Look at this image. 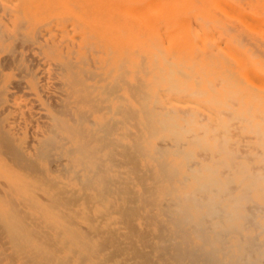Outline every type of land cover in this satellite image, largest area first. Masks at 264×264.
<instances>
[{
	"label": "rangeland",
	"instance_id": "374dc122",
	"mask_svg": "<svg viewBox=\"0 0 264 264\" xmlns=\"http://www.w3.org/2000/svg\"><path fill=\"white\" fill-rule=\"evenodd\" d=\"M80 1L82 3L85 2L87 6L93 3L95 6L93 4V8L87 7ZM113 1L115 2L116 0H96V2L93 0H0V264H225L226 262L229 264H233V262L234 264H243L245 260L248 262L245 264H249L250 262V264H259L257 263L259 261L261 264H264V232L261 231V226L264 223V198L258 196V193H264V188L262 189L263 191L261 188L258 190L257 187L255 190L254 186L234 182V185L231 183L232 185L226 187L227 191H218L222 194L226 192L225 195H221L222 197L219 196L220 199L226 200V203L232 201V196L234 198V195L235 197H237V194L240 195L238 197L245 195L243 196L245 200L241 199L243 210L239 209V212L246 216V218L244 217V221L242 220L241 226L235 227V229L231 227V229L229 222L226 220V228H229L227 229L231 231V234H229L230 232H224L225 230H222L223 226L218 227L212 224L210 226L209 223H213L216 219L207 218L205 210H202L201 218L205 215L202 218L203 222L197 226L198 224L194 220L188 219L190 216H187L188 214L185 212L183 208L185 205L183 206V204H191V200H194V198L202 201L206 197V193L201 191L192 192L190 184L182 178L184 175L178 170L179 167L176 165L178 163L175 160L179 155L189 151H191V158L186 160L187 165L191 163L195 165L196 161L208 160V152L205 150L200 152L199 150L201 149L192 148L190 146V139L194 138L196 134L202 136L203 132L202 134L199 133L203 131V128L200 127L202 124L206 125L211 122L212 127L216 128L215 133L220 135V138L223 136V138L228 139V147L232 146V149L236 148V151L235 149L233 150L236 154L238 150L239 154H237L236 161L245 162L250 166L252 164L251 167L254 165L262 166L260 158L264 156V135L263 139H260L261 145L260 141L257 142L259 145L254 144V142L256 143L259 140V137L251 130V127L258 126L264 132V115H262L264 114V69H261L264 67V43L262 44L263 41H261V39L264 40V34L260 36L256 32L252 33V31L245 29L242 32L241 27L238 28V25L230 23L231 26L235 25L240 32H234L235 30L230 33L227 32V34L229 33L227 39L229 36L233 38V35L236 33L237 35L235 34L236 37L234 39L239 41L240 39L237 38L239 37L242 41L240 40L241 43L239 45L233 44V47L229 46V53L226 54V57L223 56L222 58V55L218 57L215 55L216 52L221 51L220 48L222 46L218 48L217 43H208L209 40L206 41V39L201 42V33L193 24V30H196L194 33L197 32L198 37H201L200 40L194 33L196 42L194 41V36L188 38L189 40L187 38H180L178 41L173 40L172 43L168 41L169 44L165 39H156L158 41L154 40L156 41L154 43L156 45L153 48L151 46L153 44L152 41L149 42L150 44L145 43V41L142 42L143 39L146 42L148 41L147 31L137 28L138 31L135 30L137 34L135 35V32H133L131 35L132 29L130 27L132 21L130 18L122 19L123 16L119 14L114 16L115 12L113 9L105 12L107 14L110 13L108 14L110 17L106 14L99 15L96 12L99 3L102 2V4L106 3L108 5ZM235 1L241 5L249 3L248 0ZM75 2L77 4V6L75 5L76 7L74 6ZM111 5L108 6L111 7ZM77 8H80V11ZM86 10L89 11V14H87L88 12L85 13ZM92 10L95 12L92 13ZM100 16H108L109 19L107 18L98 22ZM112 17L116 18L115 20L122 19L123 23L120 21H117V23L112 22ZM60 18L61 20H59ZM127 21H129L128 24L126 23ZM97 23H99V26H97ZM113 23L117 27L121 25L122 28L119 27L121 29L124 28L123 30L119 29V31H124L123 33L126 35V38L123 35L124 40L117 39L123 33H120L116 26H114V29ZM55 25L56 30L59 29L60 31L54 30ZM92 25L95 27L92 28ZM62 28L63 30H61ZM49 29L51 33L48 32L50 31ZM228 29L230 31V29L234 28ZM63 33L65 36L62 37ZM71 33L74 35L72 36ZM240 33L247 37H244L245 39L243 40V35ZM254 34L257 37L254 36V38L252 36ZM134 35L137 37L136 42L140 41L142 44L129 47V49L124 44V41L129 42L130 36ZM2 36L6 37V39ZM41 37L43 39H40ZM80 37L81 40H79ZM249 37H252L255 41L260 40L261 44L259 41H250L251 38ZM163 40H165L164 43L166 44L163 43ZM69 41L72 42H70L71 46H69ZM84 41L85 43H83ZM213 41L216 40L213 39ZM174 44L177 47L176 45L174 47ZM242 45L245 46L242 47ZM75 48L76 51H72ZM150 48L159 54L157 58L151 59L149 57ZM94 49L99 53L94 51ZM158 49L160 50L157 51ZM172 49H175L176 54L175 52L171 54L173 53ZM136 52L137 54H135ZM71 53L74 56L76 53V56L74 57ZM141 55H144V59H140ZM254 55H257V57ZM240 56H243V59L246 56L245 59L247 60L244 59L243 61ZM155 60H157V63H155ZM81 61H84V63ZM163 61L168 63L165 64ZM179 61H181V64ZM138 62L141 64H138ZM176 63H178L177 66ZM154 64L156 67H154ZM137 66H141L139 68L140 71L136 68ZM178 66L183 69H178ZM161 68L163 69L160 73ZM116 70H119L118 72L121 73H117ZM125 70L127 71L125 72ZM144 70L147 73L143 72ZM231 70L233 72L235 70V72L233 73ZM193 71L194 74L192 73ZM254 72L256 75L253 74ZM182 73L189 74L190 78L184 74L182 75ZM226 78L227 82H225ZM185 79L188 81H185ZM168 80L178 81L179 86L178 82L171 81L177 85L175 87ZM198 81L199 83H197ZM170 86H174L175 88L172 87L170 89ZM176 88L180 90H176ZM183 88H185V91L182 92ZM133 90L136 91L135 94H132L134 93ZM198 90L203 92V95ZM232 91L234 93H231ZM196 93V96L192 95ZM237 93L238 96H236ZM137 94H139L138 96L141 99L137 97ZM190 95L193 97H190ZM253 96H256L255 99ZM116 98H118L119 102ZM125 98L127 100H124ZM231 98L233 100L236 98L238 102L236 99L233 102ZM206 100L211 104H205ZM190 101H193V103ZM199 101L201 102L199 103ZM217 101L218 103H216ZM236 104L237 106H235ZM228 105L231 108H227ZM117 106L118 108H116ZM199 106L201 109L198 108ZM149 108L152 109L150 110ZM170 109L171 112L174 110V114L169 113ZM147 110L151 112H147ZM242 111L243 115L241 116ZM190 112H192L194 118ZM213 112H216V114ZM197 113L201 116L204 115L203 117H206L205 120ZM224 114L225 116H223ZM232 114L233 116L237 114V119L235 117L232 118ZM168 118L171 121H167ZM179 118L184 119L186 124L187 122L188 124L191 123V125H186L184 120ZM132 119L134 120L132 121ZM206 119L210 122L208 120L206 122ZM233 119L236 121H233ZM243 121H248L249 123ZM168 122L176 124L178 131L182 129L184 131V128L186 131L189 128H193V130L189 129L188 133L184 131L186 135L181 131L182 137L177 142L175 139L171 140L175 134L174 136H172L173 134L168 135L170 134L168 132L170 130L167 125ZM220 122H225L228 125L226 130L231 129L229 134L219 125L221 124ZM241 122L243 123L241 124ZM150 123L155 128H158L154 131L155 128L151 127ZM162 123H165L166 126ZM236 123L238 127H236ZM160 124L163 126L161 125L160 127ZM240 125L243 127L241 128ZM164 126L167 127V130L163 129L165 128ZM136 128L139 129L136 130ZM150 129L151 131H149ZM70 132L71 134H69ZM189 134L193 136H189ZM218 135L215 134L217 138H219ZM149 136L150 138H148ZM162 136L166 137L162 138ZM248 136L252 137L248 138ZM152 137L154 138L152 139ZM165 140L168 141L165 142ZM184 142L186 145H183L185 144ZM158 143L161 147H159ZM231 143L234 144L232 145ZM176 144L177 146H181L182 153L179 150L180 148H176ZM139 145L143 148L140 149ZM135 146L138 147V150ZM257 146L258 148H256ZM162 148L165 150L164 158H168L167 162L171 165L170 168H167L170 165L165 167L168 172L167 176H165L164 170L159 168V159L161 157L163 159L162 154H164V150H161ZM176 149L177 152H175ZM240 150L244 153L242 152L241 154ZM258 150L259 153L257 152ZM160 155L161 157L159 158ZM247 156L249 158L251 156V159ZM253 156L255 157L253 158ZM151 157L157 158L154 160ZM209 157L211 156L209 155ZM130 158L132 159L130 160ZM190 160H194L195 162ZM131 166L135 169H132ZM173 169L178 171V173ZM227 169L229 171H225L229 173H225L223 169L221 171L224 174L220 171V174L223 175H219L221 178L231 175L232 169ZM170 174H172L171 177H174L172 178L174 181L170 179ZM181 182L185 185L181 184ZM231 187H235L234 192ZM241 188H244L245 192ZM246 191H248L247 195ZM191 192L196 195L192 196L193 199ZM184 194L189 196L186 197ZM184 197H186L187 201ZM183 200H185L184 203ZM246 200L249 202H246ZM179 201L182 203L180 202V204ZM260 205L263 207H260ZM168 207L172 211L168 210ZM175 208H178V211ZM179 209H184L187 215H184L183 211L181 212ZM230 210L232 211L231 208ZM249 211H253L258 217ZM180 214L183 216L182 218ZM255 217H257L256 222H254ZM179 218L180 220L185 219L186 223H184V220H181L183 222L181 223ZM11 220H14V222ZM19 221L25 222V227L29 228V232L25 230L24 224H22L24 229L20 226ZM10 222H13V226L16 224L15 229L14 227L12 229L17 232L16 235H14L16 232L12 233V224ZM192 223L194 224L193 226L191 225ZM259 223L261 225L258 226ZM17 226L25 233L27 231L28 234H31L29 236L27 233L26 236L23 235L22 238L25 236L26 238L24 239L27 241L22 238L20 239L22 235L18 234L20 230ZM248 226H250V229ZM210 227L214 228L215 231L210 229ZM220 228H222L221 230L224 233L220 231ZM245 228L247 231L244 230ZM186 229L187 231H185ZM23 231L19 233L22 234ZM188 232L191 239H188ZM226 233L229 234L226 236L228 243L224 237ZM197 234L199 238L194 236ZM32 235L33 237H31ZM217 235L220 237V240L217 238ZM241 236L243 239H241ZM15 237L18 239H15ZM184 237L185 239L187 238L188 242L184 240ZM203 237L209 238L208 241L210 243L215 241L211 243H215V245L204 241L207 244L204 246L205 243L202 241L204 239L207 240V238L201 240ZM212 237L216 238L217 241L216 239H212ZM221 237L227 244H221L223 241H221ZM249 238L256 239H251L252 243L254 241L255 243L258 241L261 243L250 245V240H247ZM16 240H19V244ZM242 240H246V242H242ZM20 241L26 242L27 246L30 247V251L28 250L29 248H26V251L23 250L26 243L24 245L23 242L24 246H22V244L20 245ZM14 242L20 247L18 248ZM44 244L49 249L45 248ZM220 244L223 245L222 250ZM224 245L225 247L229 245L230 248H224ZM210 246H215L216 250H220H218L219 253L217 254L218 251L214 248L218 259L216 257L214 259L211 256L213 254L210 252L212 250ZM226 251H229V254H225ZM251 251L255 254H251L252 259L249 257L250 253H252ZM247 253L249 254L246 255ZM257 253H259V256ZM237 257H244V261L242 258L238 260ZM253 257L257 258V262H255ZM221 258H226L223 260V262L225 261L224 263L221 261ZM248 258L249 261H247Z\"/></svg>",
	"mask_w": 264,
	"mask_h": 264
},
{
	"label": "bare ground",
	"instance_id": "6f19581e",
	"mask_svg": "<svg viewBox=\"0 0 264 264\" xmlns=\"http://www.w3.org/2000/svg\"><path fill=\"white\" fill-rule=\"evenodd\" d=\"M39 1V0H38ZM84 1V0H83ZM94 2H96V0H93ZM249 1V3L248 4H244V5H241V4H238L235 0H116L115 2L113 1L111 4H113V5H111V4H108V5H111V7L110 6H108L106 3H104V4H102V2L101 3H99V5H98V10H96V12H98L99 13V15H104V14H106V15H108V14H110V13H105L106 11L108 12L109 10H114V16H116V14H119V15H121V16H123V18L122 19H127V18H130V20L132 21L131 23H132V25H131V29H132V32H131V35H132V33L133 32H135L134 34L136 35L137 33H136V31H138L137 30V28L138 29H140V30H142V31H147V38H148V41L146 42V40L145 39H143L142 40V42H144L145 41V43H148V44H150L149 42L150 41H152V45L151 46H153V48H154V46L156 45V44H154L156 41H158L159 39H165L166 40V42L168 43V41H170L171 43H172V41L173 40H179L180 38H191L192 36H194V35H196V37L197 38H199L198 37V34H196V33H194V31H196V30H193L194 28H193V24H194V26H196V29L201 33V36H202V39H201V37L199 38V40L201 39V42H202V40L204 41L205 39H206V41L207 40H209V42L208 43H210L211 42V44H212V42H214V43H217V45H218V48H219V46L221 47L220 48V52H216L215 53V55H216V57H218V56H221L222 58H223V56L224 57H226V54H228L229 52H228V47L229 46H232L233 44H238L239 45V43H241V38H239V37H237L238 39H240L239 41L238 40H236V39H234V37H236L235 36V34L233 35V38L232 37H228V39H227V36L229 35V33L230 32H233V30H235L234 32H237V33H239L240 31H238V28L239 27H241V29H242V32H243V29H245V30H250V31H252V33L253 32H256V33H258L260 36L262 35V34H264V0L263 1H261V0H248ZM41 2V1H40ZM79 2V1H78ZM81 2V1H80ZM92 2V1H91ZM82 3V2H81ZM84 3V6H87V4H85V2H83ZM82 3V4H83ZM93 3V2H92ZM91 3V4H92ZM109 3V2H108ZM9 4V3H8ZM94 4V3H93ZM92 4V5H93ZM106 4V5H105ZM77 6V4H76V2L74 3V6ZM92 5H88V6H90V7H92ZM75 6V7H76ZM87 6V7H88ZM93 6H95V4L93 5ZM79 7V6H78ZM86 8V7H85ZM93 8V7H92ZM97 8V7H96ZM73 9V8H72ZM78 9V8H77ZM87 10H89L88 8H86ZM91 9V8H90ZM75 10V9H74ZM79 11H80V8L78 9ZM86 10V12L85 13H87V14H89V11H87ZM18 11V10H17ZM23 11V10H22ZM95 11L94 10H92V13H94ZM112 12V11H111ZM7 13V12H6ZM84 13V12H83ZM84 13V14H85ZM20 15V14H19ZM92 15V14H91ZM109 16V15H108ZM108 16H100L99 17V19H98V22H101V20H105V19H109V17ZM113 16V17H114ZM111 18V20H112V22L114 21L115 23H117V21H120V22H122L123 23V20L121 21V20H115L116 18ZM24 18V17H23ZM97 19V18H96ZM55 20V19H54ZM59 20H61V18L59 19ZM26 21V20H25ZM66 21V20H65ZM194 21V23H192ZM19 22V21H18ZM24 22V21H23ZM120 22H118L119 24H120ZM61 23V22H60ZM63 23V22H62ZM75 23V22H74ZM110 23V22H109ZM108 23V24H109ZM115 23H113V28H114V26H116V24ZM121 23V24H122ZM127 24L129 23V21H127L126 22ZM231 23V24H235V25H238V28L236 27V29H235V27L234 26H231V24L229 25V24ZM67 24V23H66ZM98 25L97 26H99V23H97ZM227 24H228V28H234V29H230V31H228L229 29L227 28ZM68 25V24H67ZM72 25V24H71ZM106 25V24H105ZM118 25V24H117ZM125 25V24H124ZM60 26V25H59ZM69 26V25H68ZM83 26V25H82ZM110 26H112V25H110ZM110 26H108V27H110ZM231 26V27H230ZM53 27V26H52ZM62 27H64V26H62ZM95 26H93L92 25V28H94ZM105 27V26H104ZM117 27V26H116ZM119 27H121V25H119ZM119 27H117L118 29V31H119V29H121V28H119ZM124 27V26H123ZM68 28V27H67ZM112 28V29H113ZM65 29H66V27H65ZM97 29V28H96ZM107 29V28H106ZM115 29V28H114ZM124 29V28H123ZM123 29H121V30H123ZM50 30V29H49ZM55 31H60L59 29H57L56 30V25H55V29H54ZM61 30H63V28L61 29ZM83 30V29H82ZM109 30H110V28H109ZM108 30V31H109ZM136 30V31H135ZM38 31V30H37ZM54 31V32H55ZM45 32V31H44ZM48 32H50L51 33V30L50 31H48ZM89 32V31H88ZM106 32V31H105ZM120 33L122 32V31H119ZM124 32V31H123ZM122 32V33H123ZM227 32H229L228 34H227ZM37 33V32H36ZM52 33H53V31H52ZM65 33V32H64ZM64 33L61 35L62 37L63 36H65L64 35ZM82 33V32H81ZM101 33H102V31H101ZM146 33V32H145ZM193 33H194V35H193ZM97 34V33H96ZM141 34V33H140ZM241 35H243V40L247 37H245L244 36V34H245V32H244V34H242V33H240ZM248 34H250V33H248ZM248 34H246V35H248ZM71 35H72V33H71ZM74 35V34H73ZM72 35V36H73ZM114 35H115V33H114ZM122 36H119L117 39H123V35H124V37L126 36L124 33L123 34H121ZM135 35L134 36H130L131 38H130V41L129 42H127V41H124V44L129 48V47H132V46H139L140 44H142V42H140V41H138V42H136V38L137 37H135ZM237 35V34H236ZM239 35V34H238ZM18 36V35H17ZM35 36V35H34ZM67 36H69V35H67ZM88 36H90V35H88ZM146 36V35H145ZM200 36V35H199ZM231 36H232V34H231ZM253 37L255 36V34L254 35H252ZM2 37H4V36H2ZM9 37H11V36H9ZM37 37V36H36ZM60 37V36H59ZM59 37H57V38H59ZM82 37V36H81ZM81 37H80V39L79 40H81ZM128 37V36H127ZM245 37V38H244ZM255 37H257V35L255 36ZM254 37V38H255ZM1 38V37H0ZM5 39H6V37H4ZM14 38V37H13ZM18 38V37H17ZM16 38V39H17ZM71 38V37H70ZM86 38V37H85ZM126 38V37H125ZM124 38V39H125ZM249 38H251V40L250 41H255L254 39H252V37H249ZM10 39V38H9ZM37 39H38V37H37ZM40 39H43L42 37L40 38ZM65 39H66V37H65ZM74 39V38H73ZM123 39V40H124ZM128 39V38H127ZM156 39H158V40H156ZM194 39H195V36H194ZM211 39V40H210ZM213 39L214 40H216V41H213ZM260 39H261V37H260ZM75 40V39H74ZM91 40V39H90ZM154 40H156V41H154ZM165 40H163V43L165 42ZM182 40V39H181ZM181 40H180V43H181ZM189 40V39H188ZM198 40V39H197ZM247 40V39H246ZM258 40V39H257ZM14 41V40H13ZM44 41V40H43ZM76 41V40H75ZM89 41V40H88ZM93 41V40H92ZM191 41V40H190ZM195 42H196V39L194 40ZM259 41V43L261 42V41H263L262 42V44L264 43V40H262L261 39V41L260 40H258ZM258 41H255V42H258ZM30 42V41H29ZM62 42V41H61ZM70 42L71 41H69V46H71V44H70ZM82 42V41H81ZM112 42H114V41H112ZM130 42H131V44H130ZM195 42H193V43H195ZM35 43V42H34ZM38 43V42H37ZM50 43V42H49ZM72 43V42H71ZM74 43H76V42H74ZM80 43V42H79ZM83 43H85V41L83 42ZM120 43V42H119ZM32 44V43H31ZM86 44H88L87 42H86ZM90 44H91V42H90ZM101 44V43H100ZM128 44V45H127ZM164 44H166V43H164ZM169 44V43H168ZM200 45H201V43H199ZM203 44V43H202ZM207 44V43H206ZM251 44V43H250ZM256 44V43H255ZM255 44H254V46H255ZM261 44V43H260ZM40 45V44H39ZM52 45V44H51ZM77 45V44H76ZM93 45H95V44H93ZM175 45L176 44H174V47H175ZM245 45H246V43H245ZM245 45H242V47L243 46H245ZM100 46V45H99ZM170 46V45H169ZM168 46V47H169ZM173 46V45H172ZM207 46V45H206ZM208 46H212V45H208ZM257 46V45H256ZM75 47V46H74ZM82 47V46H81ZM84 47V46H83ZM86 47V46H85ZM92 47H95V46H92ZM142 47V46H141ZM150 47V46H149ZM167 47V48H168ZM173 47V48H174ZM176 47H177V45H176ZM233 47V46H232ZM239 47V46H238ZM241 47V46H240ZM264 47V46H263ZM89 48V47H88ZM104 48V47H103ZM111 48V47H110ZM140 48V47H139ZM166 48V49H167ZM203 48H204V45H203ZM202 48V49H203ZM235 48V47H234ZM258 48V47H257ZM85 49V48H84ZM96 49V48H95ZM94 49V51H97V50H95ZM130 49V48H129ZM132 49V48H131ZM171 49V48H170ZM190 49V48H189ZM210 49V48H209ZM259 49V48H258ZM76 51V48L75 49H72V51ZM93 50V49H92ZM91 50V51H92ZM136 50V49H135ZM134 50V51H135ZM145 50V49H144ZM160 49H158L157 51H159ZM173 50V49H172ZM175 50V49H174ZM173 50V53H171V54H174V52H175V54H176V51H174ZM230 50V49H229ZM252 50V49H251ZM93 51V52H94ZM109 51V50H108ZM126 51V50H125ZM137 51V50H136ZM162 51V50H161ZM238 51V50H237ZM53 52V51H52ZM88 52V51H87ZM92 52V53H93ZM98 52V51H97ZM105 52V51H104ZM127 52V51H126ZM204 52V51H203ZM246 52H249V51H246ZM260 52V51H259ZM48 53V52H47ZM86 53V52H85ZM90 53V52H89ZM94 53H96V52H94ZM99 53V52H98ZM146 53V52H145ZM163 53H164V51H163ZM240 53V52H239ZM257 53V52H256ZM72 54V53H71ZM104 54V53H103ZM102 54V55H103ZM112 54V53H111ZM125 54V53H124ZM127 54V53H126ZM135 54H137V52L135 53ZM165 54H167V53H165ZM213 54V53H212ZM211 54V55H212ZM251 54V53H250ZM252 54H253V52H252ZM51 55V54H50ZM73 55V54H72ZM96 55V54H95ZM147 55V54H146ZM158 53L154 50V49H151L150 48V50H149V57L151 58V59H154V58H157L158 57ZM235 55V54H234ZM74 56V55H73ZM73 56H71V57H73ZM75 56H76V53H75ZM74 56V57H75ZM85 56V55H84ZM87 56V55H86ZM99 56V55H98ZM122 56H124V55H122ZM142 56V57H141ZM140 57V59H142L143 58V56L144 55H141ZM174 56V55H173ZM172 56V57H173ZM202 56V55H201ZM206 56H208V55H206ZM231 56V55H230ZM254 56H256L257 57V55H254ZM106 57V56H105ZM164 57H166V55H164ZM172 57H171V59H172ZM209 57H210V55H209ZM243 57V56H242ZM241 56H240V58L241 59H243ZM89 58V57H88ZM97 58V57H96ZM113 58V57H112ZM121 58H123V57H121ZM125 58V57H124ZM123 58V59H124ZM146 58V57H145ZM194 58V57H193ZM233 58V57H232ZM235 58V57H234ZM246 58V56H244V59ZM68 59H70V58H68ZM128 59V58H127ZM144 59V58H143ZM166 59V58H165ZM198 59H199V57H198ZM198 59H196V60H198ZM241 59H239V60H241ZM244 59H243V61H244ZM264 59V58H263ZM92 60V59H91ZM177 60V59H176ZM184 60V59H183ZM192 60V59H191ZM245 60H247V59H245ZM262 60V59H261ZM69 61V60H68ZM74 61V60H73ZM118 61V60H117ZM169 61V60H168ZM171 61V60H170ZM172 61H173V59H172ZM237 61V60H236ZM243 61H242V63H243ZM82 62V61H81ZM86 62V61H85ZM91 62V61H90ZM106 62H108V61H106ZM124 62V61H123ZM139 62H141V61H139ZM138 62V64H141V63H139ZM181 61H179V63H180ZM194 62V61H193ZM192 62V64H194L195 65V63H193ZM226 62V61H225ZM238 62V61H237ZM240 62V61H239ZM71 63H72V61H71ZM75 63V62H74ZM73 63V64H74ZM78 63V62H77ZM82 63H84V61L82 62ZM88 63V62H87ZM94 63V62H93ZM145 63H146V60H145ZM155 63H157V60H155ZM163 63H165V61H163ZM168 63V62H167ZM167 63H165V64H167ZM218 63V62H217ZM67 64V63H66ZM69 64V63H68ZM95 64H97L96 62H95ZM95 64H94V66H95ZM101 64H102V62H101ZM108 64V63H107ZM110 64V63H109ZM181 64V63H180ZM179 64V65H180ZM184 64V63H183ZM199 64V63H198ZM213 64V63H212ZM228 64V63H227ZM244 64V63H243ZM75 65V64H74ZM83 65V64H82ZM155 65V64H154ZM175 65V64H174ZM173 65V66H174ZM178 65V63H176V66ZM185 65V64H184ZM207 65V64H206ZM232 65V64H231ZM63 66V65H62ZM99 66H100V64H99ZM118 66V65H117ZM142 66V65H141ZM141 66L140 67H136L139 71H140V69L139 68H141ZM145 66V65H144ZM143 66V67H144ZM175 66V67H176ZM216 66V65H215ZM64 67V66H63ZM105 67V66H104ZM142 67V68H143ZM147 67V66H146ZM154 67H156V65L154 66ZM180 66H178V69H183V68H179ZM194 67V66H193ZM206 67V66H205ZM204 67V68H205ZM80 68V67H79ZM102 68V67H101ZM119 68H120V66H119ZM119 68H117V69H119ZM127 68V67H126ZM125 68V69H126ZM145 68V67H144ZM143 68V69H144ZM159 68V67H158ZM210 68V67H209ZM66 69V68H65ZM162 69L163 68H161V70H160V73H161V71H162ZM188 69V68H187ZM242 69V68H241ZM261 69H264V67L263 68H261ZM93 70H95V69H93ZM190 70V69H189ZM193 70V69H192ZM251 70V69H250ZM98 71V70H97ZM117 71V70H116ZM119 71V70H118ZM117 71V73H121V72H118ZM127 70H125V72H126ZM141 71H142V69H141ZM230 71V70H229ZM228 71V72H229ZM232 71V70H231ZM81 72V71H80ZM124 72V73H125ZM128 72H129V70H128ZM138 72V71H137ZM143 72H146L147 73V71H143ZM181 72V71H180ZM204 72V71H203ZM233 72V71H232ZM234 72H235V70H234ZM233 72V73H234ZM238 72V71H237ZM249 72V71H248ZM253 72V71H252ZM91 73V72H90ZM111 73H112V71H111ZM150 73H151V71H150ZM164 73V72H163ZM177 73H178V71H177ZM193 74H194V71L192 72ZM191 73V74H192ZM205 73V72H204ZM215 73V72H214ZM230 73V72H229ZM81 74V73H80ZM83 74V73H82ZM165 74H166V72H165ZM179 74V73H178ZM177 74V75H178ZM184 73H182V75H183ZM253 74H255V72L253 73ZM123 75V74H122ZM175 75V74H174ZM185 76H188L187 74H184ZM222 75V74H221ZM256 75V74H255ZM125 76V75H124ZM127 76V75H126ZM128 76H129V74H128ZM137 76V75H136ZM163 76V75H162ZM167 76V75H166ZM169 76V75H168ZM190 76V75H189ZM188 76V77H189ZM198 76V75H197ZM214 76V75H213ZM246 76H247V72H246ZM138 77V76H137ZM171 77V76H170ZM175 77V76H174ZM182 77V76H181ZM188 77H187V79H188ZM193 77V76H192ZM242 77H243V75H242ZM252 77V76H251ZM262 77V76H261ZM264 77V76H263ZM139 78V77H138ZM155 78V77H154ZM185 78V77H184ZM190 78V77H189ZM199 78H201V77H199ZM198 78V79H199ZM221 78V77H220ZM246 78H248V77H246ZM119 79V78H118ZM165 79V78H164ZM170 79V78H169ZM173 79V78H172ZM175 79V78H174ZM187 79H185V81H188ZM197 79V78H196ZM216 79V78H215ZM214 79V80H215ZM250 79V78H249ZM252 79V78H251ZM175 80H177V79H175ZM201 80V79H200ZM227 80V78L225 79V82H227L226 81ZM129 81V80H128ZM136 81V80H135ZM164 81V80H163ZM172 81V80H171ZM170 80H168V82L169 83H171V84H173L175 87H177V85H175V83L176 82H178V81H172V82H175V83H172ZM196 81V80H195ZM220 81H221V79H220ZM231 81V80H230ZM253 81V80H252ZM167 82V83H168ZM214 82H218V81H214ZM224 82V81H223ZM262 82V81H261ZM264 82V81H263ZM129 83V82H128ZM168 83V84H169ZM197 83H199V81L197 82ZM196 83V84H197ZM210 83V82H209ZM215 83V84H216ZM221 83H222V81H221ZM250 83V82H249ZM131 84V83H130ZM140 84V83H139ZM167 84V85H168ZM170 84V85H171ZM178 84V86H179V82L177 83ZM211 84H213V83H211ZM210 84V85H211ZM235 84V83H234ZM251 84H253L252 82H251ZM263 84V83H262ZM118 85V84H117ZM184 85V84H183ZM210 85H209V87H210ZM231 85V84H230ZM257 85H258V83H257ZM256 85V86H257ZM132 86V85H131ZM142 86H143V84H142ZM174 86H170V89L172 88V87H174ZM198 86H199V84H198ZM208 86V85H207ZM214 86H216V85H214ZM227 86V85H226ZM117 87V86H116ZM138 87V86H137ZM174 87V88H175ZM197 87V86H196ZM213 87V86H212ZM220 87V86H219ZM218 87V88H219ZM234 87H235V85H234ZM262 87V86H261ZM131 88V87H130ZM139 88H140V86H139ZM146 88V87H145ZM198 88V87H197ZM196 88V89H197ZM233 88V87H232ZM143 90H144V88H142ZM180 90L179 88H176V90ZM184 89V90H183ZM182 89V92L183 91H185V88H183ZM210 89V88H209ZM221 89H223V88H221ZM131 90H132V88H131ZM140 90V89H139ZM165 90V89H164ZM176 90H174L175 92H176ZM212 90V89H211ZM214 90V89H213ZM130 91V90H129ZM129 91H128V93H129ZM134 91V90H133ZM138 91V90H137ZM195 91V90H194ZM193 91V92H194ZM200 93H201V95H203L202 93L203 92H201L200 90H198ZM198 91H196V92H198ZM135 92L136 91H134V93H132V94H135ZM142 92V91H141ZM181 92V91H180ZM198 92V93H199ZM206 92V91H205ZM230 92V91H229ZM162 93V92H161ZM231 93H234V91H232ZM239 93V92H238ZM238 93H237V95L236 96H238ZM242 94V93H241ZM90 95V94H89ZM131 95V94H130ZM129 95V96H130ZM139 94H137V97H139L138 96ZM141 95V94H140ZM162 95V94H161ZM192 95H197V93L196 94H192ZM192 95H190V97L192 96ZM231 95V94H230ZM254 95V94H253ZM189 96V95H188ZM198 96L199 97H201L199 94H198ZM197 96V97H198ZM136 97V98H137ZM143 97V96H142ZM157 97V96H156ZM163 97H164V95H163ZM193 97V96H192ZM231 97V96H230ZM243 97V96H242ZM256 97V96H255ZM255 97L253 96V98L255 99ZM127 98V97H126ZM124 99V100H127V99ZM140 98V97H139ZM166 98V97H165ZM171 98V97H170ZM252 98V99H253ZM117 100H118V98H116ZM138 99V98H137ZM141 99V98H140ZM140 99H138V100H140ZM143 99V98H142ZM155 99V98H154ZM158 99V98H157ZM156 99V100H157ZM163 99V98H162ZM167 99V98H166ZM173 99V98H172ZM224 99H225V97H224ZM236 99V98H235ZM234 99V100H235ZM258 99V98H257ZM257 99H256V101H257ZM144 100H145V98H144ZM146 100H147V98H146ZM231 100H233V98H231ZM234 100H233V102H234ZM237 100V99H236ZM258 100H260V99H258ZM113 101V100H112ZM149 101H151V100H149ZM167 101V100H166ZM183 101V100H182ZM181 101V102H182ZM195 101V100H194ZM205 101V100H204ZM215 101V100H214ZM254 101V100H253ZM117 102V101H116ZM118 102H119V100H118ZM155 102V101H154ZM176 102V101H175ZM190 102H192L193 103V101H190ZM201 101H199V103H200ZM209 101L208 100H206V102H205V104L207 103V104H211V103H208ZM232 102V103H233ZM237 102H238V100H237ZM125 103V102H124ZM126 103H127V101H126ZM179 103V102H178ZM177 103V104H178ZM216 103H218V101L216 102ZM220 103V102H219ZM227 103V102H226ZM259 103H260V101H259ZM121 104H123V103H121ZM128 104H130L131 105V103H129L128 102ZM154 104H156V103H154ZM231 104V103H230ZM225 105H227V104H225ZM224 105V107H226ZM232 105V104H231ZM233 105H234V103H233ZM233 105H232V107H233ZM127 106V105H126ZM132 106V105H131ZM148 106V105H147ZM166 106V105H165ZM185 106V105H184ZM216 106V105H215ZM219 106H220V104H219ZM235 106H237V104L235 105ZM258 106H260V105H258ZM130 107V106H129ZM140 107H142V106H140ZM228 107H230L231 108V106H227V108ZM116 108H118V106L116 107ZM162 108H163V106H162ZM198 108H200V106L198 107ZM206 108V107H205ZM229 108V109H230ZM237 108V107H236ZM242 108V107H241ZM143 109V108H142ZM150 109V108H149ZM152 109V108H151ZM150 109V110H151ZM201 109V108H200ZM203 109V108H202ZM218 109H219V107H218ZM250 109V108H249ZM256 109H259V108H256ZM130 110H131V108H130ZM138 110V109H137ZM150 110H147V112L149 111V112H151ZM173 110V109H172ZM187 110V109H186ZM206 110V109H205ZM208 110V109H207ZM210 110V109H209ZM236 110V109H235ZM235 110H234V112H235ZM247 110V109H246ZM167 111V110H166ZM204 111V110H203ZM218 111V110H217ZM220 111V110H219ZM229 111V110H228ZM263 111V110H262ZM261 111V112H262ZM133 112H134V109H133ZM168 112V111H167ZM173 112H174V110H173ZM173 112H171V109H170V112L169 113H173ZM177 112V111H176ZM181 112V111H180ZM185 112V111H184ZM208 112V111H207ZM206 112V113H207ZM230 112V111H229ZM152 113H154L153 111H152ZM160 113V112H159ZM188 113V112H187ZM191 114H192V112H190ZM198 113H200V112H198ZM197 113V114H198ZM213 113H215L216 114V112H213ZM228 113V112H227ZM231 113H233V112H231ZM250 113V112H249ZM259 113V112H258ZM125 114V113H124ZM133 114V113H132ZM143 114V113H142ZM155 114H157V113H155ZM174 114V113H173ZM183 114V113H182ZM201 114V113H200ZM200 114H198V115H200ZM217 114H219V113H217ZM248 114V113H247ZM126 115V114H125ZM143 115H145V114H143ZM161 115V114H160ZM164 115H165V113H164ZM187 115V114H186ZM185 115V116H186ZM193 115V114H192ZM202 115V114H201ZM200 115V116H201ZM208 115H210V114H208ZM208 115H207V117H208ZM220 115V114H219ZM218 115V116H219ZM231 115V114H230ZM243 115V111L241 112V116ZM256 115V114H255ZM262 115H264V114H262ZM138 116V115H137ZM146 116V115H145ZM149 116H150V114H149ZM166 116V115H165ZM204 116V115H203ZM203 116H201L202 117V119L204 118ZM205 116H206V114H205ZM211 116V115H210ZM214 117H215V115H213ZM222 116V115H221ZM223 116H225V114L223 115ZM236 116L238 117V115L236 114ZM236 116H233V114H232V118L233 117H235L236 118ZM241 116H239L240 118H241ZM258 116V115H257ZM112 117V116H111ZM172 117V116H171ZM171 117H170V119H171ZM193 118H194V115L192 116ZM200 117V118H201ZM212 117V116H211ZM261 117V116H260ZM113 118V117H112ZM125 118L127 119V117L125 116ZM176 118H178V117H176ZM193 118H190V119H193ZM206 118V117H205ZM205 118H204V120H205ZM226 118H227V114H226ZM239 118V119H240ZM245 118V117H244ZM246 118H247V116H246ZM264 118V117H263ZM125 119V120H126ZM149 119H150V117H149ZM154 119V118H153ZM169 118L167 119V121H171ZM179 119H182V118H179ZM221 119V118H220ZM237 119V118H236ZM249 119H251V118H249ZM134 119H132V121H133ZM173 120V119H172ZM182 120H184V119H182ZM196 120H197V118H196ZM207 120L208 119H206V122H207ZM215 120H217L216 118H215ZM228 120V119H227ZM235 119H233V121H234ZM137 122H139L138 120H136ZM135 121V122H136ZM156 121H158L157 119H156ZM164 121V120H163ZM174 122H175V120H173ZM192 121V120H191ZM190 121V122H191ZM201 121H203V120H201ZM209 121V120H208ZM236 121V120H235ZM240 121V120H239ZM263 121V120H262ZM107 122V121H106ZM127 122V121H126ZM151 122V121H150ZM186 121L184 120V123H185ZM210 122V121H209ZM217 122L219 123V121L217 120ZM227 122V121H226ZM243 122H245V121H243ZM243 122H241V124L243 123ZM248 121H246L245 123H247ZM264 122V121H263ZM263 122H261V123H263ZM125 123V122H124ZM221 124H219L221 127H223L224 129H225V131H227V134H229V131L231 130V129H228V130H226L227 128H228V122H227V124L225 123V122H220ZM230 123V122H229ZM249 123V122H248ZM253 123V122H252ZM65 124V123H64ZM122 124V123H121ZM120 124V125H121ZM132 124V123H131ZM140 124H141V122H140ZM140 124H138V125H140ZM146 124V123H145ZM151 124V123H150ZM163 125L165 124V123H162ZM162 124H160V127H161V125ZM186 124V123H185ZM187 124H188V122H187ZM186 124V125H187ZM201 124V123H200ZM208 124V123H207ZM203 125L202 124V126L200 127V128H203V131H201V133H199V134H202V132H203V135L202 136H200V135H195L194 136V138H192V139H190V146L192 147V148H194V149H196V148H198V149H201V150H199L200 152L201 151H203V150H205V151H207V152H203V153H207V154H209L211 157H209V155L207 156V154H206V156L208 157V160H204V161H194V160H190V161H194L195 162V165H192V163L191 164H188L187 165V163H186V160H188L189 158H191V151H189V152H184L182 155H179L175 160H176V162L178 163V164H176V165H178V170L180 171V173L182 174V175H184V177H182L185 181H187L188 182V184H190V186H191V188H192V192H194V193H196V192H205L206 193V199L204 198L202 201L200 200V201H198L199 199H195L194 198V200H191V204H189V205H186V204H183V208L185 209V212H187V214L184 212V209L183 210H180L182 213H184V215H187V216H190V217H188V219H192V220H194L195 222H194V224H196L197 226H199V225H201V223L203 222V217L205 216V215H203V217L201 218V216H202V210H205V214H206V217L207 218H209V219H213V220H215V221H213V223H209L210 224V226H218V227H220V226H223V229L222 228H220V231L221 232H223L222 230H225L224 232H230L229 234H231V231L229 230L228 231V229L226 228V220L229 222V226H230V228L231 227H233L234 229H235V227L237 228V227H240L241 226V222H242V220L244 221V219L246 218V216H244L242 213H240L239 212V209H242V203H241V199L243 198V196H245V195H243L242 197H238V196H240V195H238L237 194V197H235V195H234V198H233V196H232V201H229V202H227L226 203V200H222V199H220L219 198V196H221V195H225V193L223 192V194L222 193H220L221 191H224V190H226L227 191V189H226V187L227 186H229V185H232L231 183H233V185H234V182L235 183H237V184H242V185H249V186H254V189L256 190L257 188H258V190L261 188V190L264 188V156L262 157V158H260V162H261V164H262V166L261 167H259V166H256V165H254L253 167H251L252 166V164H251V166L250 165H248L247 163H245V162H239V161H236V158L238 157L237 156V154H239L238 153V150H237V154L233 151L234 149H235V151H236V148H234V149H232V146H229L228 147V139H226V138H223V136L220 138V135H218L217 133H215V129H214V127H212V124H211V122H210V124H208V125ZM264 124V123H263ZM58 125V124H57ZM128 125H129V123H128ZM142 125H143V123H142ZM162 125V126H163ZM168 127H169V129L170 130H168V132H170V134H168V135H172V136H174V134H175V136H174V138H171V140H177V142H179L178 140L182 137V133H181V131H183V129L181 130V131H178V127L176 126V124H174V123H172V122H168ZM188 125H191V123H189ZM195 125H197V124H195ZM217 125V124H216ZM236 125H237V123H236ZM248 125V124H247ZM250 125H251V123H250ZM249 125V126H250ZM254 125V124H253ZM78 126V125H77ZM132 126H133V124H132ZM131 126V127H132ZM146 126V125H145ZM158 126V125H157ZM165 126H166V124H165ZM164 126V127H165ZM213 126H214V124H213ZM230 126H231V124H230ZM241 126V128L243 127L242 125H240ZM245 126V125H244ZM67 127V126H66ZM68 127H70V126H68ZM120 127V126H119ZM144 127V126H143ZM151 127H153V128H155V126L153 125L152 126V124H151ZM181 127V126H180ZM236 127H238V125L236 126ZM60 128V127H59ZM76 128V127H75ZM122 128H123V126H122ZM132 128H135V127H132ZM156 128H158V127H156ZM156 128L154 129V131L156 130ZM182 128V127H181ZM231 128V127H230ZM61 129V128H60ZM68 129V128H67ZM121 129V128H120ZM139 129V128H138ZM137 128H136V130H138ZM146 129V128H145ZM163 129H165V130H167V127H165V128H163ZM189 129H192L193 130V128H189ZM188 129V130H189ZM69 130V129H68ZM161 130H162V128H161ZM187 130V131H188ZM240 130V129H239ZM242 131H245V130H243V129H241ZM246 130H247V128H246ZM251 130L257 135V137H259V140L258 141H256V143L254 142V144H257V142H261V140L263 139L262 137H263V135H264V132L262 131V130H260L259 129V127L258 126H254V127H251ZM250 130V131H251ZM71 131V130H70ZM79 131V130H78ZM114 131V130H113ZM148 131V130H147ZM149 131H151V129L149 130ZM162 131H164V130H162ZM184 131L185 132H187L186 131V129L184 128ZM183 131V132H184ZM190 131V130H189ZM188 131V132H189ZM224 131V132H225ZM249 131V130H248ZM247 131V132H248ZM76 132V131H75ZM166 132V131H165ZM184 132V133H185ZM187 132V133H188ZM141 133H142V131H141ZM192 133H193V131H192ZM192 133H190V134H192ZM222 133V132H221ZM248 133H250V132H248ZM69 134H71V132L69 133ZM77 134V133H76ZM189 134V136H193V135H190ZM215 134L216 135H218L219 136V138H217L216 136H215ZM233 134H235V133H233ZM232 134V135H233ZM252 134V133H251ZM75 135V134H74ZM137 135V134H136ZM185 135H186V133H185ZM256 135H254V136H256ZM76 136V135H75ZM138 136V135H137ZM151 136V135H150ZM150 136L148 137V138H150ZM155 136V135H154ZM187 136H188V134H187ZM238 136V135H237ZM144 137V136H143ZM165 138L166 136H162V138ZM234 137V136H233ZM249 137H252V136H248V138ZM132 138V137H131ZM154 137H152V139H153ZM186 138V137H185ZM190 138V137H189ZM241 138V137H240ZM243 138V137H242ZM254 138V137H253ZM256 138V137H255ZM138 139H140V138H138ZM146 139V138H145ZM261 139V140H260ZM236 140H238V139H236ZM240 140V139H239ZM253 140V139H252ZM51 141H52V139H51ZM168 141V140H167ZM166 140H165V142H167ZM242 141V140H241ZM250 141V140H249ZM59 142V141H58ZM172 142H174V141H172ZM235 142V141H234ZM239 142V141H238ZM243 142V141H242ZM157 143V142H156ZM185 143V142H184ZM55 144V143H54ZM86 144H88V143H86ZM149 144V143H148ZM181 144V143H180ZM232 144V143H231ZM234 144V143H233ZM232 144V145H233ZM241 144V143H240ZM262 144V142L260 143V145ZM264 144V143H263ZM89 145V144H88ZM138 145V144H137ZM158 145H159V143H158ZM169 145V144H168ZM183 145H186V143L185 144H183ZM242 145V144H241ZM257 145H259V144H257ZM175 146V145H174ZM173 146V147H174ZM179 146V145H178ZM177 146V144H176V148L177 149H179L180 150V152L182 151L181 149V146H179L178 147ZM244 146V145H243ZM246 146V145H245ZM256 146V145H255ZM64 147V146H63ZM136 147V146H135ZM139 147H140V145H139ZM159 147H161L160 145H159ZM158 147V148H159ZM166 147V146H165ZM138 147H136V149H137ZM141 148H143L142 146L140 147V149ZM156 148V147H155ZM230 148V149H229ZM252 148V147H251ZM256 148H258V146L256 147ZM177 149H176V151L175 152H177ZM232 149V150H231ZM241 149V148H240ZM244 149V148H243ZM254 149H255V147H254ZM138 150V149H137ZM156 150H158V149H156ZM161 150H164L163 148L161 149ZM166 150H167V148H166ZM169 150V149H168ZM171 150V149H170ZM248 150V149H247ZM260 150V149H259ZM259 150L257 151L258 153H259ZM264 150V149H263ZM59 151V150H58ZM136 151V150H135ZM142 151H143V149H142ZM196 151V150H195ZM199 151H197L198 153H199ZM251 151H253V150H251ZM250 151V152H251ZM88 152H90V151H88ZM173 152V151H172ZM180 152H178V153H180ZM240 152H241V150H240ZM243 152V151H242ZM242 152H241V154H242ZM261 152V151H260ZM136 153H137V151H136ZM138 153H140V152H138ZM142 153V152H141ZM164 154H162L163 155V159H161L162 157H161V155L159 156V164H160V167L159 168H161L162 170H164V172L166 173V175L165 176H167L168 174V172H167V170L165 169V167H167V165H170L168 162H167V159L166 158H164V156H165V150H164V152H163ZM182 153V152H181ZM202 153V154H203ZM244 153V152H243ZM249 153V152H248ZM54 154V153H53ZM148 154V153H147ZM168 154H169V152H168ZM201 154V155H202ZM250 154V153H249ZM136 155H138V154H136ZM146 155V154H145ZM159 155V154H158ZM175 155V154H174ZM177 155V154H176ZM203 155H205V154H203ZM262 155H263V151H262ZM150 156H151V154H150ZM195 156V155H194ZM239 156H241V155H239ZM244 156V155H243ZM260 156H261V154H260ZM130 157V156H129ZM135 157H137V156H135ZM139 157V156H138ZM145 157V156H144ZM149 157V156H148ZM206 157V158H207ZM248 157V156H247ZM255 156H253V158H254ZM140 158V157H139ZM151 158H154V157H151ZM157 158V157H156ZM156 158H154V160L156 159ZM196 158V157H195ZM241 158H243L242 156H241ZM249 158V157H248ZM252 158V159H253ZM259 158V157H258ZM132 158H130V160H131ZM142 159V158H141ZM198 159V158H197ZM246 159V158H245ZM249 159H251V156H250V158ZM255 159H257V158H255ZM142 160H145V159H142ZM161 160V161H160ZM173 160V159H172ZM158 161V160H157ZM156 161V162H157ZM247 161V160H246ZM95 162V161H94ZM133 162V161H132ZM150 162V161H149ZM171 162V161H170ZM250 162V161H249ZM248 162V163H249ZM96 163V162H95ZM168 163V164H167ZM189 163V162H188ZM251 163V162H250ZM132 164H134V163H132ZM147 164V163H146ZM175 164V163H174ZM260 164V165H261ZM152 165V164H151ZM83 166V165H82ZM135 166V165H134ZM256 166V167H255ZM132 167V166H131ZM171 167V165L169 166V167H167V168H170ZM227 168H229V169H232V173H231V175L230 176H224L223 178H221L219 175H221V176H223L222 174H224L221 170L223 169L224 170V172L226 173V172H228L229 170L227 169ZM132 169H135V168H133L132 167ZM176 169V168H175ZM174 170V169H173ZM177 170V169H176ZM176 170H174V171H176ZM225 170H228V171H225ZM85 171V170H84ZM131 171H133V170H131ZM136 171V170H135ZM173 171V172H174ZM220 171H221V173L222 174H220ZM177 173H178V171H176ZM231 172V171H230ZM229 173V172H228ZM171 175L172 174H170V176L169 177H171ZM164 176V177H165ZM169 177H167V178H169ZM172 178H174V177H171L170 179L172 180ZM180 178V177H179ZM169 179V180H170ZM179 180V179H178ZM183 180V181H184ZM162 181V180H161ZM172 181H174V180H172ZM177 181V180H176ZM164 182V181H163ZM154 184V183H153ZM156 184V183H155ZM169 184H171L170 182H169ZM172 184H173V182H172ZM181 184H184L183 182H181ZM185 185V184H184ZM171 186V185H170ZM236 186V185H235ZM161 187V186H160ZM257 187V188H256ZM171 188H173V187H171ZM190 188V189H191ZM232 188V187H231ZM236 188H238V187H236ZM179 189V188H178ZM181 189H182V187H181ZM229 189H230V187H229ZM233 189V192H234V190H235V187L234 188H232ZM242 189V188H241ZM240 189V191H242ZM247 190H248V188H246ZM171 190V189H170ZM203 190V191H202ZM214 190H217L216 192H212V191H214ZM260 190V191H261ZM183 191V190H182ZM218 191H220V192H218ZM230 191V190H229ZM228 191V192H229ZM236 191H237V189H236ZM239 190H238V192H240ZM251 191V190H250ZM263 191V190H262ZM185 192V191H184ZM192 192H191V194H192ZM227 192V193H228ZM244 192H245V189H244ZM244 192H242V193H244ZM247 193H248V191H246V195H247ZM172 194V193H171ZM230 194V193H229ZM185 195V194H184ZM195 194H192L191 195V197L192 196H194ZM169 196V195H168ZM186 197H188L189 195H185ZM196 196V195H195ZM258 196L260 197V198H264V193H258ZM186 197H184V199L186 200ZM204 197V196H203ZM222 197V196H221ZM230 197V196H229ZM174 198H175V196H174ZM177 198H178V196H177ZM225 198V197H224ZM192 199H193V197H192ZM244 199V198H243ZM242 199V200H243ZM246 199H248V198H246ZM170 200V199H169ZM185 200H183V203L185 202ZM188 200H189V198H188ZM245 200V199H244ZM248 200H250V199H248ZM248 200H246V202H249ZM171 201V200H170ZM175 201V200H174ZM187 201V200H186ZM251 201H252V198H251ZM178 202V201H177ZM177 202H175L176 204H177ZM181 201H179V203H180ZM245 202V203H246ZM255 202V201H254ZM182 203V202H181ZM180 203V204H181ZM251 203H253V202H251ZM250 203V204H251ZM171 204V203H170ZM173 205H174V203H172ZM250 204H249V206H250ZM254 204V203H253ZM172 205V206H173ZM178 205V204H177ZM176 205V206H177ZM255 205V204H254ZM256 205H257V202H256ZM259 205V204H258ZM170 206V205H169ZM175 206V205H174ZM248 206V205H247ZM249 206H248V208H249ZM252 206V205H251ZM262 205H260V207H261ZM171 207V206H170ZM178 207H181V206H178ZM241 207V208H240ZM254 208H256L255 206H253ZM259 207V206H258ZM259 207V208H260ZM263 207V206H262ZM230 208L232 209V211L230 210ZM243 208H244V205H243ZM251 208V207H250ZM167 209V208H166ZM178 208H175V210H177ZM247 209V208H246ZM258 209V208H257ZM261 209V208H260ZM168 210H171V209H169V207H168ZM187 210V211H186ZM243 210V209H242ZM250 210V209H249ZM254 210V209H253ZM264 210V209H263ZM172 211V210H171ZM178 211V210H177ZM176 211V212H177ZM255 211V210H254ZM257 211H259V210H257ZM170 212V211H169ZM249 212H251V211H249ZM263 212V211H262ZM173 213V212H172ZM251 213H254L253 211L251 212ZM178 214V213H177ZM247 214H248V212H247ZM255 214V216H257L258 217V215H256V213H254ZM174 215V214H173ZM179 215V214H178ZM245 215H246V213H245ZM264 215V214H263ZM262 215V216H263ZM260 216H261V211H260ZM175 217V216H174ZM180 217L182 218L183 216H181V214H180ZM245 217V218H244ZM257 217H255V220H254V222H256V218ZM185 218V217H184ZM206 218V219H207ZM254 218V217H253ZM186 219V218H185ZM185 219H183L184 221H185ZM247 219H248V216H247ZM182 220V219H181ZM181 220H180V218H179V221L181 222ZM182 220V221H183ZM11 221H13L14 222V220H11ZM259 221V220H258ZM257 221V222H258ZM13 222L11 223L12 224V227H11V230L13 229V227H14V229H15V225L13 226ZM175 222V221H174ZM179 222V223H180ZM189 222V221H188ZM187 222V223H188ZM206 222H208L207 220H206ZM253 222V221H252ZM19 223L21 224L20 226L23 228V226H22V224H24V227L26 226L25 225V222H23L22 223V221L20 222L19 221ZM181 223H183V222H181ZM184 223H186V221L184 222ZM247 223V222H246ZM193 223L191 224L192 226L194 225ZM204 224H206V223H204ZM212 224V225H211ZM248 224H250V223H248ZM176 225V224H175ZM189 225V224H188ZM190 225V226H191ZM252 225V224H251ZM250 225V226H251ZM259 225H261L260 223L258 224V226ZM5 226V225H4ZM186 226V225H185ZM207 226V225H206ZM246 226V225H245ZM245 226H243V227H245ZM250 226H248L249 227V229H250ZM255 226V225H254ZM18 227V229L20 230V228H19V226H17ZM262 227V229H261V231H263L264 232V223H263V226H261ZM26 228V227H25ZM208 228V227H207ZM216 228V227H215ZM225 228V229H224ZM255 228V227H254ZM257 228H259V227H257ZM24 229V228H23ZM193 229V228H192ZM210 229H212L213 231H215V229L214 228H212V227H210ZM222 229V230H221ZM232 229V228H231ZM248 229V230H249ZM259 229V230H260ZM25 230H27L28 232H29V228L27 227ZM189 230V229H188ZM198 230V229H197ZM244 230H246V228L244 229ZM255 230V229H254ZM258 230V229H257ZM21 231H23V230H20V231H18V234H20V235H22V236H20V239L23 237V235H25L26 236V233H27V231H26V233L23 231L22 232V234L21 233H19V232H21ZM185 231H187V229L185 230ZM184 231V232H185ZM247 231V230H246ZM14 232H16V231H13L12 230V233H14ZM205 232V231H204ZM223 232V233H224ZM233 232V231H232ZM239 232H240V230H239ZM260 232V231H259ZM24 233V234H23ZM186 234H187V232H185ZM193 233V232H192ZM196 233H198V232H196ZM206 233V232H205ZM216 233H218V232H216ZM17 234V232L14 234V235H16ZM28 234V233H27ZM33 234V233H32ZM35 234V233H34ZM194 234V233H193ZM199 234V233H198ZM194 235V236H199V235ZM219 234H221V236H223V234L222 233H220L219 232ZM218 234V235H219ZM229 234H225V239H226V236L227 235H229ZM236 234V233H235ZM241 234V233H240ZM258 234V233H257ZM29 235H31V234H28V236ZM201 236H203L202 234H200ZM210 235V234H209ZM217 235V238H219V240H220V237ZM259 235H262V234H259ZM24 236V238H26ZM184 236V235H183ZM190 235H189V232H188V239H191L190 237H189ZM200 236V237H201ZM214 236H216V235H214ZM243 236V235H242ZM241 236V237H242ZM31 237H33V235L31 236ZM37 237V236H36ZM185 237H186V235H185ZM185 237H184V240H186L185 239ZM210 237V236H209ZM232 237V236H231ZM248 237V236H247ZM259 237V236H258ZM17 237H15V239H16ZM24 238H22V239H24ZM183 238V237H182ZM199 238V237H198ZM197 238V239H198ZM204 238H207V237H203L201 240H203ZM14 239V238H13ZM14 239V240H15ZM18 239V238H17ZM19 239V240H20ZM208 239L209 238H207V240H203L202 242H204V241H206V243H208L209 241H208ZM212 239H216V238H214V237H212ZM212 239H210V240H212ZM241 239H243V237L241 238ZM252 240H256V239H253V238H251ZM251 239L249 238V239H247L249 242H251V244L250 245H252V244H254L255 243V241L252 243V241H251ZM13 240V241H14ZM18 240V241H19ZM24 240H26V239H24ZM224 241V239H222V237H221V241ZM264 240V239H263ZM17 240H16V242H18ZM27 241V240H26ZM74 241V240H73ZM208 241V242H207ZM216 241H217V239H216ZM221 242V244H227L228 242H227V239L224 241V242ZM261 241H262V239H261ZM23 242L24 241H20V245L22 244V246H24L25 245V243L26 242H24V245H23ZM186 242H188V240H186ZM213 242H215V241H212L211 243H213ZM242 242H246V240H242ZM15 243V242H14ZM32 243V242H31ZM79 243V242H78ZM205 243V242H204ZM204 244V246L205 245H207V244ZM210 243V242H209ZM210 243V244H211ZM259 244V243H261V242H256L255 244ZM264 243V242H263ZM16 244V243H15ZM18 244H19V242H18ZM38 244V243H37ZM46 244V243H45ZM44 244V247L46 246ZM74 244V243H73ZM220 244V245H221ZM17 245V244H16ZM28 244L26 243V245H25V249H23V250H25L26 251V248H29L28 250L30 251V247L29 246H27ZM39 245V244H38ZM79 245V244H78ZM81 245V244H80ZM211 245H215V243L214 244H211ZM247 245H248V242H247ZM18 246V245H17ZM16 246V247H17ZM43 246V245H42ZM75 246H76V244H75ZM223 245H221L220 246V248H221V250H222V247ZM231 247H232V245H230ZM259 246V245H258ZM20 246H18V248H19ZM33 247V246H32ZM31 247V248H32ZM79 247V246H78ZM211 247V254H213V255H211L213 258L214 257H216V256H218L217 254L219 253V251L218 250H216V248H215V246H210ZM228 247H229V245H228ZM228 247H225V245H224V248H228ZM17 248V249H18ZM36 248V247H35ZM45 248H47V249H49L47 246L45 247ZM207 248H209V247H207ZM214 248H215V250L216 251H218L217 252V254L215 253L216 251L214 250ZM230 248V247H229ZM37 249V248H36ZM204 249V248H203ZM250 249H252V248H250ZM260 249V248H259ZM27 250V251H28ZM38 250V249H37ZM244 250V249H243ZM246 250V249H245ZM253 250V249H252ZM32 251V250H31ZM48 251V250H47ZM232 251V250H231ZM205 252H209V251H205ZM212 252H214V253H212ZM247 252V251H246ZM245 252V253H246ZM252 253H250V258L252 259V255L251 254H254L253 253V251H251ZM263 252H264V250H263ZM206 253V254H207ZM205 254V255H206ZM222 254H223V252H222ZM225 254H229V251L227 252L226 251V253ZM249 253H247L246 255H248ZM259 253H257V255H258ZM204 255V254H203ZM215 255V256H214ZM224 255V254H223ZM222 255V256H223ZM231 255H233V254H231ZM255 255V254H254ZM245 256V255H244ZM259 256V255H258ZM264 256V255H263ZM229 257H231V256H229ZM242 259H243V261H244V257H241ZM241 258H238L237 257V259L239 260V259H241ZM254 258V257H253ZM215 259V258H214ZM216 259H218L217 257H216ZM220 259V258H219ZM222 259V258H221ZM226 258H224V259H222L221 261L223 262V260H225ZM245 259H247L246 257H245ZM257 259V258H256ZM256 259L254 258V260H255V262H257L256 261ZM238 260H236V261H238ZM260 260V259H259ZM258 260V261H259ZM215 261V260H214ZM247 261H249V258H248V260ZM262 261V260H261ZM218 262V261H217ZM225 262V261H224ZM223 262V263H224ZM229 262H231V261H229ZM254 262V263H255ZM226 263H228V262H226ZM225 263V264H226ZM241 263H243V262H241ZM245 263H248V262H246V260H245ZM245 263H243V264H245ZM251 263V262H250ZM249 263V264H250ZM257 263H259V264H261L260 263V261L259 262H257ZM229 264V263H228ZM231 264V263H230ZM233 264H234V262H233ZM235 264H237V263H235Z\"/></svg>",
	"mask_w": 264,
	"mask_h": 264
}]
</instances>
